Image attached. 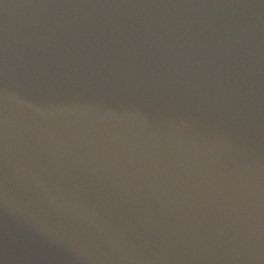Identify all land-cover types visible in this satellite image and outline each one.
<instances>
[{"label": "water", "instance_id": "1", "mask_svg": "<svg viewBox=\"0 0 264 264\" xmlns=\"http://www.w3.org/2000/svg\"><path fill=\"white\" fill-rule=\"evenodd\" d=\"M0 264H264V0H0Z\"/></svg>", "mask_w": 264, "mask_h": 264}]
</instances>
